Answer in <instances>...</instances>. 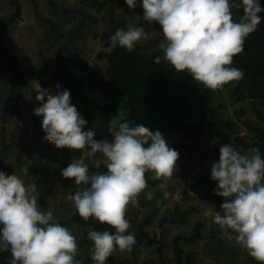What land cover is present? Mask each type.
<instances>
[{
    "label": "clouds",
    "instance_id": "9594fccd",
    "mask_svg": "<svg viewBox=\"0 0 264 264\" xmlns=\"http://www.w3.org/2000/svg\"><path fill=\"white\" fill-rule=\"evenodd\" d=\"M125 2L131 9L137 4V0ZM141 6L144 21L162 25L165 39L159 48L177 71H186L212 90L244 77L242 69L232 66L233 56L243 51L246 38L261 22L264 7L260 0H141ZM234 7L243 9L238 21L233 19ZM147 39L145 29L133 25L118 28L110 36L113 47L119 45L128 52ZM160 59L157 56L155 62ZM32 91L39 102L34 114L42 118L44 143L75 150L87 147L89 158L98 153L103 157L94 159L92 166L100 168L103 163L104 172L90 173L89 163L74 159L61 174L74 177L77 185H87L67 197L78 214L114 228L111 232L88 230L92 259L95 264H106L117 249L130 251L136 243L134 233L128 231L131 224L126 211L147 187L145 174L173 177L180 153L159 130L144 124L132 126L127 120L109 128L111 140L96 139L93 127L82 130L88 121L71 102L68 89L57 88L53 95L34 79ZM219 153L210 179L217 181L213 191L225 199L219 211L208 208L204 215L220 227L222 237L234 240L264 264V157L257 147L241 152L231 143L221 145ZM21 171L27 174L29 170ZM160 187L169 196L167 186ZM39 195L32 178L26 184L15 173L0 170V251H10L12 264H81L76 258V236L59 222L54 209L40 207ZM153 196L147 193L148 199Z\"/></svg>",
    "mask_w": 264,
    "mask_h": 264
},
{
    "label": "rangeland",
    "instance_id": "374dc122",
    "mask_svg": "<svg viewBox=\"0 0 264 264\" xmlns=\"http://www.w3.org/2000/svg\"><path fill=\"white\" fill-rule=\"evenodd\" d=\"M53 1L55 6L50 0H18L21 16L9 28V38L5 44V51L17 59L22 71L14 92L15 69L4 56H0V170L6 174L15 173L26 184L31 183L32 178L40 194V207L44 210L54 209V215L58 220L67 222L66 227L80 244L83 229L72 221L77 210L74 202L67 197L83 186L77 185L74 177L65 178L61 174V169L74 160L68 157L73 149L66 146L57 148L51 142L44 143L46 137L42 129V118L34 114L39 102L32 91V82L34 79L38 80L43 89L51 90L55 95L50 73L56 68L61 48L64 53L87 61L94 70L105 72L107 61L100 59L98 53L108 50L101 36L112 26L125 29L128 25L142 26L148 33V39L141 41L136 47L145 54L161 50L159 43L165 37L158 21H152L151 24L144 21L141 0H137L136 7L132 8L136 10L135 14H127L121 5L113 6L107 0ZM15 11L16 7L10 0H0V21ZM234 88L235 81L229 82L214 97V104L223 105L222 118H232L234 122L228 136L218 137L212 127H208L205 133L198 134L192 142L197 146L194 168L186 177L181 166L186 158V149L182 146L184 134H163L166 143L180 153L176 162L177 170L171 178L156 177L154 172H147V187L139 194L138 202L130 204L126 211V218L131 224L128 231L136 235L140 223L147 221L149 225L146 228L152 234L162 236L165 264H178L174 254V239L178 235L192 234L199 221L203 224L202 239L182 244L185 256H196L195 264H260L234 240L222 237L220 227L211 217L204 215L206 209H215L216 206L203 199L206 187L215 188L217 184V181L210 179L211 165L219 159L216 148L223 144H234V138L238 135H246L248 139L253 136L246 124L255 122L257 117L253 104L249 100L237 102ZM92 92L95 99L103 101L97 92ZM240 110L242 112L238 114L237 111ZM78 112L81 113V109ZM125 117L122 108L116 109L111 127L118 126L125 121ZM208 121L213 122L212 119ZM87 152L88 150L83 149L79 159L89 165H92L94 159H103L99 153L89 158ZM24 167H28L27 174L21 171ZM205 176L209 178L205 187L195 190L190 188L192 183ZM161 184L167 186L169 196H164L165 189L160 187ZM148 192L154 194L152 199L147 198ZM82 253L83 249L79 254ZM106 264H162V261L156 246L142 243L136 250L121 252L117 249L112 261Z\"/></svg>",
    "mask_w": 264,
    "mask_h": 264
},
{
    "label": "trees",
    "instance_id": "16d2710c",
    "mask_svg": "<svg viewBox=\"0 0 264 264\" xmlns=\"http://www.w3.org/2000/svg\"><path fill=\"white\" fill-rule=\"evenodd\" d=\"M50 2L56 5L53 0ZM106 2L113 6L121 5L127 14L136 13V10L128 7L125 0H107ZM10 3L15 5L16 11L0 21V56H4L5 60L15 69L12 89L14 92L22 71L17 59L5 51V44L9 38V28L17 23L21 16V7L18 0H10ZM260 3L264 7V0H260ZM232 13L233 19L238 21L243 15V9L234 7ZM260 15L261 22L257 29L246 38L243 51L233 56V66L244 72V77L235 81L236 101H251L257 116L255 122L246 123L253 136L248 139L246 135H238L234 138L232 145L241 148H237L241 152L257 147L261 156L264 157V12ZM117 29V26H112L101 36L105 47L108 48L98 53L100 59L107 61L108 66L105 72L94 70L87 61L64 53L61 48L57 55L56 68L50 73L52 89L55 92L57 88L70 91L71 101L77 103L74 104L77 110L81 109L80 114L88 121L82 130L93 127L96 139H112L109 128L113 113L118 108L125 111V120L130 121L132 126L144 124L152 130H159L166 136L184 134L182 146L186 149V158L181 166L183 175L187 177L194 168L197 146L192 142L195 141L197 135L205 133L208 127H212L215 128V134L223 138L227 137L228 131L234 127L232 118H222L223 105L214 104V97L220 94L221 90L207 88L203 83L194 81L186 71H177L163 58L162 50L145 54L138 47H135L132 52H128L119 45L113 47L110 36ZM157 56L161 57L159 63L155 62ZM92 91L97 92L103 101L95 99ZM241 112L242 110L237 111L238 114ZM209 119L213 122H209ZM84 149L88 150L87 147ZM219 149L216 148L218 157ZM82 153L83 149H73L68 157L79 159ZM89 166L90 173L106 171L103 163L100 168ZM208 179L206 176L202 177L192 183L190 188L195 190L198 187H205ZM80 185L83 188L87 187L84 184ZM82 189L74 190L73 194ZM213 189V186H207L203 199L215 203V209L219 211L225 198L217 195ZM72 221L83 229L76 258L81 261V264H95L92 259L93 241L88 239L89 228L110 232L114 231V228L106 222H99L91 217L85 220L78 212L75 213ZM59 222L63 226L67 225V222L63 220ZM148 225L147 221L140 223L139 231L135 235L136 243L132 249L136 250L142 243L156 246L162 264H165L163 238L152 234L146 228ZM202 231L203 224L199 221L192 234L178 235L174 239V254L178 264H195L196 256L193 254L185 256L182 244L201 240ZM81 249L83 253L80 255ZM114 253L106 263L112 261ZM10 259H13L10 251H0V264H12Z\"/></svg>",
    "mask_w": 264,
    "mask_h": 264
}]
</instances>
